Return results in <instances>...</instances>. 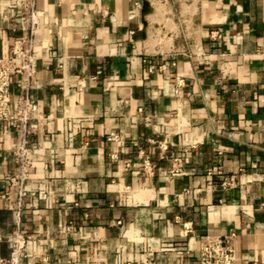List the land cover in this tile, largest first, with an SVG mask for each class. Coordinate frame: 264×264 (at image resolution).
<instances>
[{
	"label": "crops",
	"instance_id": "obj_1",
	"mask_svg": "<svg viewBox=\"0 0 264 264\" xmlns=\"http://www.w3.org/2000/svg\"><path fill=\"white\" fill-rule=\"evenodd\" d=\"M23 2L0 0V57ZM35 8L43 121L18 226L15 130L0 121V257L19 229L21 264H196L202 235L233 232L236 260L264 264V0Z\"/></svg>",
	"mask_w": 264,
	"mask_h": 264
},
{
	"label": "built area",
	"instance_id": "obj_2",
	"mask_svg": "<svg viewBox=\"0 0 264 264\" xmlns=\"http://www.w3.org/2000/svg\"><path fill=\"white\" fill-rule=\"evenodd\" d=\"M24 1V15L19 19L21 33L13 40L9 54L0 57V121L15 130V142L11 148L15 169L8 177L6 197H12V215L16 226L26 205L25 181L29 176L32 155L35 152L34 146L30 144V138L43 121L32 96V91L36 87V63L42 47L38 38L39 20L35 0ZM165 68V63L158 65L159 70ZM182 85L183 79L177 77L171 91L176 92ZM158 146L166 148L163 142ZM142 166L147 172H151L147 156H143ZM233 180V176H228L222 180V185L229 186ZM233 236V232L223 235H202L196 264H258L255 261L241 263L236 260ZM30 239V235L22 233L19 229L6 236L8 255L5 258L0 257V264H21L22 258L26 256L25 246ZM41 260L45 261L46 258L42 257ZM64 264L83 263L67 261Z\"/></svg>",
	"mask_w": 264,
	"mask_h": 264
}]
</instances>
